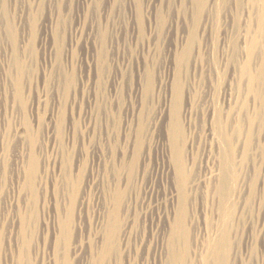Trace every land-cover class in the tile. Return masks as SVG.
Wrapping results in <instances>:
<instances>
[{
  "label": "rangeland",
  "instance_id": "obj_1",
  "mask_svg": "<svg viewBox=\"0 0 264 264\" xmlns=\"http://www.w3.org/2000/svg\"><path fill=\"white\" fill-rule=\"evenodd\" d=\"M258 13L251 0H0V264H217L224 229L225 264H264V103L240 70L252 39L264 63Z\"/></svg>",
  "mask_w": 264,
  "mask_h": 264
},
{
  "label": "bare ground",
  "instance_id": "obj_2",
  "mask_svg": "<svg viewBox=\"0 0 264 264\" xmlns=\"http://www.w3.org/2000/svg\"><path fill=\"white\" fill-rule=\"evenodd\" d=\"M252 1V3L253 4H255L256 6H258L259 7V13H258V24H259V27H260V29H262L263 31H264V0H251ZM10 35V34H9ZM193 44H194V37L193 36H191V39H190V41H189V44H188V46H187V48H186V50H185V52H184V57H183V59H188L190 56H191V51H192V46H193ZM256 46H257V41L255 40V39H252L251 40V42H250V45L248 46V54H247V59H246V61L244 62V64L240 67V70H241V74L245 77V79H246V82H247V87L250 89V91L251 92H254L256 95H257V97H258V99H259V101L260 102H262V103H264V63L263 64H261V66H259V67H257L256 69H255V67H253V65H252V58H253V56H254V54H255V49H256ZM14 64H15V68H16V70L15 71H17L16 73H17V76H16V84H15V86H16V92L18 93V95H20V93H21V89H22V76H23V74H24V72L26 71L25 70V67H24V64L22 63V61L19 59V57L16 55L15 57H14ZM241 64V63H240ZM261 87V88H260ZM176 88H177V90L180 88V85H179V83H177V85H176ZM180 90V89H179ZM22 95V94H21ZM19 98V97H18ZM221 115V114H220ZM219 115V116H220ZM219 118V117H218ZM219 120H220V118H219ZM226 120V118L225 119H221L220 121H225ZM218 121V120H217ZM226 122H227V120H226ZM251 122V121H250ZM218 123V122H217ZM222 122H220V126L222 125L221 124ZM231 123V122H230ZM223 124H225V123H223ZM230 125V124H229ZM229 125L227 126V127H229ZM219 126V125H218ZM219 126V127H220ZM225 126V125H224ZM245 125L241 122L240 123V125H239V127L237 128V129H239L240 131H242L243 130V127H244ZM223 127V126H222ZM222 127H220V128H218V130L219 129H221ZM226 128V127H225ZM229 129V128H228ZM227 129V130H228ZM232 129H233V127H232ZM245 130V129H244ZM226 131V130H225ZM232 131V130H231ZM227 132V131H226ZM220 134H222V132L220 133ZM219 134V135H220ZM221 136V135H220ZM219 136V137H220ZM233 136V135H231V134H229L228 135V137H229V139L231 138V137ZM222 137V136H221ZM228 137H227V135L226 134H223V139H224V142L225 143H223L224 145L226 144V147H225V150H226V148L228 147V148H230V150H231V155H233V157H234V152H232V147H233V150L235 149L234 148V146H235V141L234 142H231V144H230V141H229V139H228ZM221 139V138H220ZM228 139V140H227ZM232 139H233V137H232ZM176 142V141H175ZM221 142H222V139H221ZM177 144V143H176ZM178 145H176V153H174L173 152V155L175 154L176 155V160H177V162H176V160H175V158H173L174 160H175V162L177 163V167H175V171H176V168H177V171L176 172H178V173H176L177 175L179 174L180 176H176V177H179V180H182L181 181V184L183 183H188V182H185L186 181V178H188V177H186V175H187V173H186V170L187 169H185V164H184V160H183V158H184V156H183V153H182V150L180 149V147H177ZM224 147H222V148H224ZM173 148H174V146H173ZM250 148V140L249 141H245L244 142V147H243V151H247L248 149ZM224 150V149H223ZM227 151V150H226ZM225 151V152H226ZM221 152V151H220ZM223 152V151H222ZM221 152V154H223V153H225V152H223L222 153ZM229 152V151H228ZM245 153V152H244ZM220 154V155H221ZM226 154V153H225ZM229 154V153H228ZM227 155V154H226ZM228 156V155H227ZM227 156H222V157H226L227 158ZM230 156V155H229ZM228 156V157H229ZM221 157V158H222ZM230 158H232V156L230 157ZM233 159V158H232ZM222 163L221 164H223L224 162H227L226 161V159H222ZM229 161V160H228ZM229 162H232V161H229ZM25 163V162H24ZM226 164V163H225ZM229 164V163H228ZM231 164H234V163H231ZM230 164V165H231ZM176 166V165H175ZM226 166H228L229 167V165H227L226 164ZM223 167H224V165H223ZM231 167V166H230ZM234 167V166H233ZM37 161H36V159H31V163H30V165H29V169H28V182H27V184H28V186H29V188H31V189H34V185H35V176L37 175V173H36V171H37ZM224 169H227V167L225 168L224 167ZM229 169V168H228ZM227 169V170H228ZM233 169V168H232ZM230 170V169H229ZM236 170V169H235ZM233 171V170H232ZM228 172V171H227ZM235 171H233V173H234ZM231 174V173H230ZM188 176V175H187ZM235 176V175H234ZM181 177V178H180ZM228 177H227V175H226V173H224V170H223V175H222V177H221V179H220V181H219V185H218V191H219V193H220V197H221V201L222 202H224V203H226L227 201H228V199H229V196H228V190H227V188H228V179H227ZM27 179V178H26ZM189 181V180H188ZM180 182V181H179ZM178 182V183H179ZM178 185H180V183L178 184ZM177 185V186H178ZM180 187H182V185L180 186ZM179 188V187H178ZM180 189H182V188H180ZM183 191H185L184 189H183ZM178 192H180L179 190H178ZM181 193H182V191H181ZM185 193H187V192H185ZM118 194V193H117ZM180 194V193H179ZM119 195V198L117 197ZM115 198H116V200H115V202H116V206H117V208L114 210V214H113V220H114V222L112 223V228H111V232H112V235H111V233H110V237H113V236H116L115 235V233L117 232V228H119V224H120V222H119V217H118V206H119V203H120V199H121V195L120 194H118ZM181 195H183L182 197H181V201H180V204H181V207H180V210H179V213H178V216H177V219H176V222H175V229H174V234H173V236H172V239L170 240L171 241V244L173 245V248H174V244H176L177 242H176V240H178L177 239V237L179 238V236L180 235H185V228H184V220H185V215H186V211L184 210V209H186L185 207V204H186V196H188V195H186L185 194V196H184V193H182ZM179 197V196H178ZM230 204V203H229ZM233 206V205H232ZM231 211V210H230ZM229 211V212H230ZM226 217V216H225ZM68 219V218H67ZM70 222H71V220H68V222H67V224L66 225H68V224H70ZM185 229V230H184ZM224 229V228H223ZM221 232V231H220ZM224 232H225V229H224ZM222 232L221 234V236H220V238H219V240H218V242H217V245H216V250H217V259H216V262H217V264H225L226 262H227V255H226V253H222V250H223V248H225L226 246H227V241H228V235L229 234H227V232ZM110 240V239H109ZM112 240H114V238L112 239ZM111 240V241H112ZM176 242V243H175ZM177 248H175V250H176ZM175 250H173L172 252H171V259H172V261L174 262V261H181L182 259H183V255H182V252H181V255L180 254H178V253H176V251ZM186 250V249H185ZM108 251V250H107ZM66 260V259H65Z\"/></svg>",
  "mask_w": 264,
  "mask_h": 264
}]
</instances>
